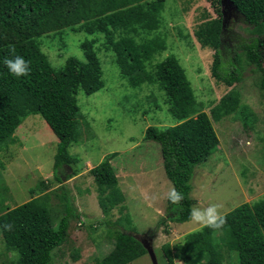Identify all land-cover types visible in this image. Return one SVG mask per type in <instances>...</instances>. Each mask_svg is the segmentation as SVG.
I'll return each mask as SVG.
<instances>
[{
    "label": "trees",
    "instance_id": "trees-1",
    "mask_svg": "<svg viewBox=\"0 0 264 264\" xmlns=\"http://www.w3.org/2000/svg\"><path fill=\"white\" fill-rule=\"evenodd\" d=\"M207 1L217 16L209 18L210 14L205 13L195 36L203 48L215 52L213 76L228 87L241 83L243 55L245 63L255 66V73L261 74L260 88L264 91V0H232L236 7L232 13L254 35L249 42L237 45L228 17L224 27L221 0ZM166 3L167 0H0V61L14 52L29 61L31 69L25 76L14 77L0 63V153L3 147L14 142L17 130L29 116H41L59 139L54 180L63 191L56 194L63 209L55 222L50 182L39 181L29 191V201L11 207L7 184L0 177V234L5 250L15 255V264H54L53 252L67 241L72 220L83 219L72 205L70 190L60 174L67 180L77 175V171L67 175L66 168L76 164L69 148L77 140L80 120L84 121L78 104L79 92L91 96L105 87L104 70L96 48L101 39L107 51L113 52L114 62L129 87L156 85L164 93L166 115L173 118L172 126H150L145 133V140L160 145L166 175L183 193L178 205L168 201V219L162 218L158 228L161 223L167 227L169 221H191L190 211L197 204L192 197L195 169L207 162L220 146L213 121L237 115L248 126L256 124V115L242 103L237 89L223 96L208 114L197 101L180 59L170 55L161 62L156 60L157 55L168 49L166 39L142 37V34L161 28ZM66 30L104 37L82 43L86 62L71 57L57 71L48 53L43 51L41 39L51 34L63 36ZM231 43L236 46L235 50L228 45ZM227 54L232 56V61L228 59L225 63ZM117 155L113 154L91 170L98 188L99 206L103 215L109 217L126 201L111 162ZM3 164L0 170L5 168ZM224 216L226 223L220 230L204 226L178 243L163 245L160 253L166 263L226 264L228 254L235 252L239 258L237 264H264V197L244 203ZM97 222L104 223L101 219ZM9 224L11 228L5 227ZM79 224L82 226L86 221ZM118 224H122L121 220ZM118 228L110 232L114 248L98 264H131L149 255L140 238ZM73 257L78 261V252Z\"/></svg>",
    "mask_w": 264,
    "mask_h": 264
},
{
    "label": "rangeland",
    "instance_id": "rangeland-1",
    "mask_svg": "<svg viewBox=\"0 0 264 264\" xmlns=\"http://www.w3.org/2000/svg\"><path fill=\"white\" fill-rule=\"evenodd\" d=\"M205 13L210 14L209 18L217 16L207 0H167L161 28L151 34H142V37L162 36L166 39L168 49L157 55L156 60L161 62L170 55L180 59L205 112L211 114L220 99L235 88L241 93L242 103L256 115L254 126H248L237 115L220 122L213 121L220 138L219 149L195 169L192 180V197L197 201L195 207L215 204L226 215L244 203L264 197V91L260 88L261 74L255 73V66L245 63L243 55L244 79L241 83L228 87L213 76L215 52L203 48L195 36ZM227 14L235 45L249 42L254 36L248 30L249 26L232 11L228 10ZM103 37L66 30L63 36L51 34L42 37L41 42L51 64L60 71L71 57L86 62L82 43ZM228 45L233 47L232 43ZM96 48L104 70L105 87L91 96L79 92L78 104L84 121L83 118L80 120L77 140L69 148L76 164L66 168L67 175L75 171L77 175L67 180L60 174L70 190L72 205L83 219L72 220L67 241L53 252V263L98 264L114 248L110 232L119 227L120 231L152 241L159 264H167L160 253L162 246L178 243L187 234L204 227L191 220L187 223L169 221L167 227L161 223L158 228L162 218L168 219L167 192L174 186L163 167L160 145L145 140V133L150 126H172L173 118L166 115L168 106L164 102V93L156 85L146 83L141 88L129 87L114 62L113 52L103 46V39ZM233 48L235 50L236 46ZM228 59L232 61V56L225 57V63ZM58 143L59 139L47 122L41 116L31 115L17 130L14 142L3 147L0 162H4L5 168L0 170V177L7 184L11 207L29 201V191L39 181L47 180L52 186L50 202L55 222L58 221L63 209L57 197L63 193L62 187L54 180ZM115 153L118 155L111 162L126 201L109 217L103 215L99 206L98 188L91 170ZM99 219L104 223L97 222ZM82 220L86 224L81 226ZM120 220L122 224L117 225ZM92 223L95 227H88ZM76 252L78 261L73 257ZM237 260L238 254L232 252L225 262L237 264ZM15 261V255L5 250L0 234V264H15ZM131 264L153 263L146 255Z\"/></svg>",
    "mask_w": 264,
    "mask_h": 264
},
{
    "label": "clouds",
    "instance_id": "clouds-1",
    "mask_svg": "<svg viewBox=\"0 0 264 264\" xmlns=\"http://www.w3.org/2000/svg\"><path fill=\"white\" fill-rule=\"evenodd\" d=\"M0 63H2L14 77L25 76L31 71L29 61L14 52L10 57H4ZM167 199L172 204L178 205L183 199V193L173 187L167 192ZM190 219L193 222L213 230H220L226 223L225 216L219 211L218 205L215 204L209 205L206 208L193 207L190 211ZM5 227L11 228L12 225L9 224Z\"/></svg>",
    "mask_w": 264,
    "mask_h": 264
},
{
    "label": "water",
    "instance_id": "water-1",
    "mask_svg": "<svg viewBox=\"0 0 264 264\" xmlns=\"http://www.w3.org/2000/svg\"><path fill=\"white\" fill-rule=\"evenodd\" d=\"M221 3H222L223 13H224V27H225V23L227 22V11L235 10L236 7L232 0H221ZM141 242L143 243L144 247L148 251V254L152 260V263L159 264L157 254L153 246V242L148 241V240H142V239H141Z\"/></svg>",
    "mask_w": 264,
    "mask_h": 264
}]
</instances>
